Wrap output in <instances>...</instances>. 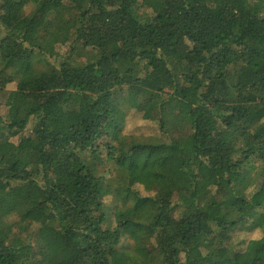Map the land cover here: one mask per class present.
I'll use <instances>...</instances> for the list:
<instances>
[{
  "label": "trees",
  "instance_id": "obj_1",
  "mask_svg": "<svg viewBox=\"0 0 264 264\" xmlns=\"http://www.w3.org/2000/svg\"><path fill=\"white\" fill-rule=\"evenodd\" d=\"M0 98V264H264V0H0Z\"/></svg>",
  "mask_w": 264,
  "mask_h": 264
},
{
  "label": "rangeland",
  "instance_id": "obj_2",
  "mask_svg": "<svg viewBox=\"0 0 264 264\" xmlns=\"http://www.w3.org/2000/svg\"><path fill=\"white\" fill-rule=\"evenodd\" d=\"M50 61L54 62L53 58H50ZM3 102L4 99L0 98V113L5 115L7 113V109H5ZM31 126L32 124L30 125V127ZM125 132L133 134L139 138L157 136L160 134L159 127L156 121L143 119L142 115L135 110H131L128 114ZM135 187L141 195H155L158 189L155 183L146 179H139ZM107 201H109L110 205H113L115 203V199L113 197H109ZM254 234L255 233H253V235ZM245 235H247L246 231L237 230L234 233L233 240H241V238H243ZM133 242L134 241L132 239H129L126 246L133 244ZM235 246L237 249H240L242 247L241 242H235Z\"/></svg>",
  "mask_w": 264,
  "mask_h": 264
}]
</instances>
